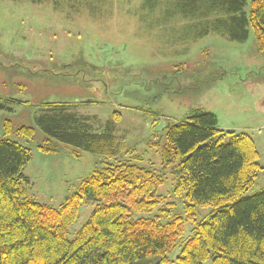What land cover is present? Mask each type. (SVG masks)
<instances>
[{
    "label": "rangeland",
    "instance_id": "rangeland-1",
    "mask_svg": "<svg viewBox=\"0 0 264 264\" xmlns=\"http://www.w3.org/2000/svg\"><path fill=\"white\" fill-rule=\"evenodd\" d=\"M174 4L0 0V98L13 100L0 109V138L31 151L23 171L27 197L59 208L104 161L138 156L139 166L162 175L159 193L164 203L173 204L163 221L182 215L184 199L173 192L177 170L162 168L152 144L162 143L167 125L186 120L196 109L213 113L219 128L252 137L262 168L246 195L264 187V52L251 29L244 41L232 40L218 24L223 14L186 15ZM48 108L71 115L89 132L110 125L125 150L113 160L87 151L75 156L74 148L62 145L59 153L40 152L38 146L51 138L38 123ZM21 126L33 127L34 136L19 135ZM95 203L81 204L69 239ZM212 213L211 207L199 208L196 219L207 220ZM191 233L192 223L185 222L170 259Z\"/></svg>",
    "mask_w": 264,
    "mask_h": 264
},
{
    "label": "trees",
    "instance_id": "trees-1",
    "mask_svg": "<svg viewBox=\"0 0 264 264\" xmlns=\"http://www.w3.org/2000/svg\"><path fill=\"white\" fill-rule=\"evenodd\" d=\"M174 1L186 15L223 14L218 24L232 40L244 41L251 29L264 52V0ZM12 102L0 98V109ZM45 112L38 123L51 138L38 146L42 153H59L62 145L74 148L75 156L87 151L113 160L125 150L110 125L94 133L60 109ZM10 129L7 121L6 133ZM17 133L31 139L35 129L21 126ZM152 145L162 168L177 170L173 192L185 203L183 214L167 222L173 204L159 193L162 175L139 166L138 156L104 161L54 208L26 196L30 149L0 138V264H264V187L246 195L262 168L251 136L223 130L213 113L196 109L167 125L162 143ZM89 201L96 202L89 218L69 239L81 204ZM207 207L213 213L197 221L198 209ZM185 222L192 233L172 260Z\"/></svg>",
    "mask_w": 264,
    "mask_h": 264
},
{
    "label": "crops",
    "instance_id": "crops-1",
    "mask_svg": "<svg viewBox=\"0 0 264 264\" xmlns=\"http://www.w3.org/2000/svg\"><path fill=\"white\" fill-rule=\"evenodd\" d=\"M244 132V131H243ZM247 133V132H246ZM252 138V137H251ZM253 140V139H252ZM254 141V140H253ZM254 144H255V142H254ZM257 148V147H256ZM258 151V150H257ZM259 153V152H258Z\"/></svg>",
    "mask_w": 264,
    "mask_h": 264
}]
</instances>
